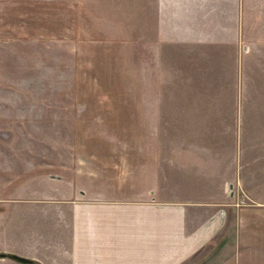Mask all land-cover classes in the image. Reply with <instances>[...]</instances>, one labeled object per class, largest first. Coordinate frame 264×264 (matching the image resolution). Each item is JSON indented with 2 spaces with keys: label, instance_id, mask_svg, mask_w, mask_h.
<instances>
[{
  "label": "rangeland",
  "instance_id": "obj_1",
  "mask_svg": "<svg viewBox=\"0 0 264 264\" xmlns=\"http://www.w3.org/2000/svg\"><path fill=\"white\" fill-rule=\"evenodd\" d=\"M158 7L0 0L5 194L69 186L71 196L124 200L156 190L224 199L229 218L264 203V0H245L238 69L226 48L160 40ZM247 207L264 219V206Z\"/></svg>",
  "mask_w": 264,
  "mask_h": 264
},
{
  "label": "crops",
  "instance_id": "obj_2",
  "mask_svg": "<svg viewBox=\"0 0 264 264\" xmlns=\"http://www.w3.org/2000/svg\"><path fill=\"white\" fill-rule=\"evenodd\" d=\"M158 2L160 40L226 48L238 69L245 0ZM0 189V264H264V219L245 213L264 203L243 204L229 218L224 199L156 190L119 200L71 196L69 186Z\"/></svg>",
  "mask_w": 264,
  "mask_h": 264
},
{
  "label": "trees",
  "instance_id": "obj_3",
  "mask_svg": "<svg viewBox=\"0 0 264 264\" xmlns=\"http://www.w3.org/2000/svg\"><path fill=\"white\" fill-rule=\"evenodd\" d=\"M24 260H26V259H24Z\"/></svg>",
  "mask_w": 264,
  "mask_h": 264
}]
</instances>
